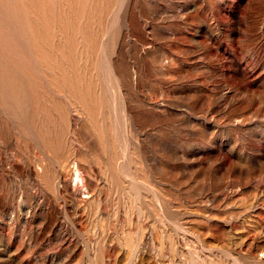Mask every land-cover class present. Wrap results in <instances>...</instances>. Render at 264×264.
Masks as SVG:
<instances>
[{
	"label": "rangeland",
	"instance_id": "rangeland-1",
	"mask_svg": "<svg viewBox=\"0 0 264 264\" xmlns=\"http://www.w3.org/2000/svg\"><path fill=\"white\" fill-rule=\"evenodd\" d=\"M7 1L0 264H264V0Z\"/></svg>",
	"mask_w": 264,
	"mask_h": 264
},
{
	"label": "bare ground",
	"instance_id": "bare-ground-1",
	"mask_svg": "<svg viewBox=\"0 0 264 264\" xmlns=\"http://www.w3.org/2000/svg\"><path fill=\"white\" fill-rule=\"evenodd\" d=\"M166 1V0H165ZM175 2V1H174ZM183 2V1H182ZM187 2V1H186ZM188 3H190L189 2V0H188ZM120 4V3H119ZM180 4V3H179ZM186 4L187 3H185V6H186ZM9 3H8V1L7 0H0V19H1V14L2 13H4L5 11L7 12L8 10H9ZM181 7V6H180ZM194 7V6H193ZM99 8V7H98ZM197 8V7H196ZM156 9V8H155ZM172 9V8H171ZM175 9V8H174ZM181 9H185V8H181ZM187 9V8H186ZM189 9V8H188ZM157 10H158V8H157ZM160 10V9H159ZM170 10V9H169ZM176 10V9H175ZM197 10V9H196ZM162 11V10H161ZM166 11V10H165ZM157 12V11H156ZM155 12V13H156ZM163 12H164V10H163ZM168 12V11H167ZM167 12H166V15H167ZM178 12V11H177ZM181 12V11H180ZM179 12V13H180ZM183 12V11H182ZM181 12V13H182ZM56 13V12H55ZM169 13V12H168ZM196 14H197V12H196ZM195 14V15H196ZM171 15V14H170ZM170 15H168V18L167 19H169V16ZM173 16V15H172ZM198 16V15H197ZM121 17V16H120ZM160 17V16H159ZM174 17V16H173ZM175 17H177V15H175ZM164 18V17H163ZM166 19V18H165ZM166 19V20H167ZM177 21H178V19H177ZM107 22V21H106ZM166 22V21H165ZM123 23V22H122ZM126 23V22H125ZM155 23V22H154ZM126 25H129V24H126ZM195 25H198V24H195ZM153 26V25H152ZM157 26V25H156ZM161 27H163V26H161ZM197 27V26H196ZM159 28V27H158ZM178 28V27H177ZM177 28H173V29H177ZM161 29V28H160ZM169 29V28H168ZM168 29H166L165 28V30H168ZM107 30V29H106ZM124 30V29H123ZM126 30V29H125ZM124 30V31H125ZM130 30V29H129ZM170 30H172V29H170ZM180 30V29H179ZM155 31V30H154ZM154 31H153V33H154ZM156 31H158L157 29H156ZM161 31V30H160ZM159 32V31H158ZM163 32V31H162ZM197 32V31H196ZM212 32V31H211ZM128 33V32H127ZM179 33V32H178ZM183 33V32H182ZM192 33H194V32H192ZM130 34V33H129ZM159 34V33H158ZM167 34V33H166ZM170 34V33H169ZM181 35V34H180ZM179 35V36H180ZM183 36V35H182ZM194 36V35H193ZM126 37L128 38V36L126 35ZM125 37V38H126ZM166 37V36H165ZM0 38L1 39H3V41H4V38L2 37V35H1V33H0ZM106 38H107V36H106ZM122 38V37H121ZM130 38V37H129ZM129 38H128V40H129ZM107 39H109V38H107ZM131 39V38H130ZM163 39V38H162ZM183 39V38H182ZM192 39H193V37H192ZM101 40H103V39H101ZM101 40H100V42H101ZM181 40V39H180ZM121 41V40H120ZM179 41V40H178ZM183 41V40H182ZM103 42V41H102ZM197 42V41H196ZM103 43H107L108 44V42H106V40H105V42H103ZM138 43V42H137ZM176 43H178V42H176ZM198 43V42H197ZM196 43V44H197ZM172 44V43H171ZM179 44V43H178ZM119 45V44H118ZM129 45V44H128ZM180 45V44H179ZM108 46V45H107ZM178 46V45H177ZM194 46V45H193ZM198 46V45H197ZM100 47V46H99ZM155 47V46H154ZM160 47H162V45L160 46ZM182 47V46H181ZM133 48V47H132ZM104 49H106V48H104ZM143 49V48H142ZM169 49V48H168ZM176 49V48H175ZM178 49H180V48H178ZM164 50V49H163ZM162 50V51H163ZM143 51V50H142ZM117 52V51H116ZM157 52V51H156ZM161 52V51H160ZM165 52H166V50H165ZM196 52V51H195ZM106 53V52H105ZM186 53V52H185ZM161 54H162V52H161ZM103 56H104V54H103ZM163 56V55H162ZM170 56V55H169ZM102 57V56H101ZM105 57V56H104ZM193 58V57H192ZM108 59V58H107ZM106 59V60H107ZM112 59V58H111ZM145 59V58H144ZM160 59V58H159ZM165 59V58H164ZM114 60V59H113ZM191 60V59H190ZM166 61V60H165ZM100 62H101V60H100ZM103 62H101V64H102ZM105 63V62H104ZM180 63V62H179ZM112 64H114V63H112ZM105 65V64H104ZM111 65V64H110ZM154 65V64H153ZM109 66V65H108ZM145 66V65H144ZM111 67H112V65H111ZM133 67V66H132ZM156 67V66H155ZM159 67H161V66H159ZM158 67V68H159ZM108 68H110V67H108ZM108 68H107V70H108ZM162 68V67H161ZM164 69H166V68H164ZM163 69V70H164ZM104 70H105V68H104ZM162 69H160V71H161ZM117 71V70H116ZM132 71H134V70H132ZM155 71V70H154ZM43 72H45V71H43ZM100 72H102V70L100 71ZM106 72H108V71H106ZM126 72H127V70H126ZM125 73V72H124ZM62 74V73H61ZM102 74H103V72H102ZM119 74V73H118ZM117 74V75H118ZM128 73H126V75H127ZM137 74V73H136ZM135 74V75H136ZM161 74V73H160ZM167 74V73H166ZM49 75V74H48ZM109 75H110V73H109ZM115 75H116V73H115ZM116 75V76H117ZM132 75V74H131ZM171 75V74H170ZM102 76H105V74L104 75H102ZM107 77H109V76H107ZM112 77V76H111ZM106 78V77H105ZM110 78V77H109ZM128 78V77H127ZM134 78V77H133ZM103 79V78H102ZM107 80H108V78H106ZM105 80V79H104ZM113 80V79H112ZM131 80H132V78H131ZM134 80H135V78H134ZM109 81V80H108ZM108 81H106L105 83H107ZM151 81V80H150ZM133 82H135V81H133ZM136 83V82H135ZM147 83V82H146ZM108 84H109V82H108ZM115 84H116V82H115ZM118 86H120V84H117ZM147 85H149V84H147ZM133 86H135V85H133ZM80 87V86H79ZM122 88V87H121ZM108 89V88H107ZM111 89V88H110ZM136 90V89H135ZM111 91V90H110ZM113 91H114V88H113ZM129 91V90H128ZM165 91V90H164ZM133 92V91H132ZM153 92V91H152ZM121 94H124L123 92H121L120 93V96H121ZM129 95V94H128ZM119 95H118V97H120ZM123 96V95H122ZM122 96L120 97V98H122ZM145 96V95H144ZM127 97H129V96H127ZM124 98H126V97H124ZM124 98L123 99H121V103H122V101H124ZM13 100V99H12ZM90 100V99H89ZM115 100V99H114ZM150 100V99H149ZM118 101V100H117ZM126 102H128V101H126ZM114 103V102H113ZM120 103V102H119ZM120 103V104H121ZM124 103H125V101H124ZM124 103H123V105H124ZM143 103H145L144 101H143ZM118 104V103H117ZM147 104H150V102H147V103H145V105H147ZM64 105V104H63ZM115 105V104H114ZM119 105V104H118ZM123 105H121V106H123ZM126 105V104H125ZM120 106V107H121ZM115 107H116V105H115ZM119 107V106H118ZM125 107V106H124ZM152 107V106H151ZM27 109V108H26ZM75 109V108H74ZM115 109V108H114ZM121 108H119V110H120ZM123 109V108H122ZM124 110V112H125V109H123ZM47 111V110H46ZM120 111H122V110H120ZM127 111V110H126ZM123 111H122V113H121V115L124 113ZM131 113V112H130ZM76 114V113H75ZM78 114H79V112H78ZM77 114V115H78ZM6 116V115H5ZM67 116V115H66ZM95 117V116H94ZM123 117V116H122ZM64 118V117H63ZM127 117H125V119H126ZM131 118V117H130ZM135 121V120H134ZM1 123V122H0ZM9 123V122H8ZM123 123V122H122ZM75 124V123H74ZM123 126V125H122ZM125 126H127L126 124H125ZM124 126V127H125ZM16 127V126H15ZM1 128V127H0ZM9 128V127H8ZM124 129V128H123ZM4 130V129H3ZM124 132H126V131H124ZM127 133V132H126ZM7 135V134H6ZM101 137V136H100ZM124 137H125V135H124ZM97 138V137H96ZM126 138H127V136H126ZM125 138V139H126ZM16 140H18V139H16ZM14 141V140H13ZM87 141H89V140H87ZM34 142V141H33ZM123 142V141H122ZM44 143V142H43ZM90 143V142H89ZM14 145V144H13ZM95 145V144H94ZM125 145H127L126 144V142H125ZM41 146V145H40ZM5 147V146H4ZM94 146H92V148H93ZM125 147V146H124ZM2 148V147H1ZM7 149V148H6ZM22 149V148H21ZM48 149V148H47ZM46 149V150H47ZM126 149V148H125ZM125 149H124V152H125ZM10 152V151H9ZM11 153V152H10ZM98 153V152H97ZM2 154V153H1ZM4 156H5V154H3ZM68 155V154H67ZM97 156H99V155H97ZM18 157V156H17ZM4 158V157H3ZM22 161V160H21ZM77 163V162H76ZM6 165V164H5ZM18 165V164H17ZM84 165V164H83ZM79 167H81V166H79ZM82 168V167H81ZM84 168V167H83ZM0 169H2V168H0ZM76 170H77V168H76ZM122 170V169H121ZM8 171V170H7ZM78 171V170H77ZM34 172V171H33ZM8 173V172H7ZM1 174H3V173H1ZM31 174V173H30ZM34 174V173H33ZM61 176H62V173H61ZM83 176V175H82ZM76 177V176H75ZM63 178V177H62ZM71 178V177H70ZM80 179H81V177H80ZM67 180H68V176H67ZM83 180H84V178H83ZM86 180H88V179H86ZM91 181V180H90ZM64 182V181H63ZM65 182H66V179H65ZM89 183H91V182H89ZM67 185H68V183H67ZM67 185H65V186H67ZM90 185V184H89ZM68 187V186H67ZM91 187V186H90ZM70 189V188H69ZM92 189V188H91ZM76 190V189H75ZM71 191V190H70ZM75 192V191H74ZM62 193V192H61ZM67 194V193H66ZM69 194H71V193H69ZM6 195V194H5ZM69 196V195H68ZM70 198H71V196H70ZM73 198V197H72ZM5 200V199H4ZM72 200V199H71ZM0 201H2V200H0ZM1 202H0V206H1ZM5 205V204H4ZM3 206V205H2ZM8 206H9V203H8ZM1 208V207H0ZM12 208V207H11ZM10 209V208H9ZM2 210H3V208H2ZM1 210V211H2ZM32 210V209H31ZM0 211V212H1ZM5 211V210H4ZM7 212V211H6ZM5 214V213H4ZM3 214V215H4ZM36 216V215H35ZM16 218V217H15ZM9 219V218H8ZM5 221V220H4ZM1 222V221H0ZM6 222V221H5ZM8 222V221H7ZM3 225V224H2ZM6 225V224H5ZM3 227H5V226H3ZM6 227H7V225H6ZM2 230V229H1ZM4 232V231H3ZM6 236V235H5ZM4 236V237H5ZM6 238H7V236H6ZM0 241H3V237H2V235L0 234ZM5 242V241H4ZM3 242V243H4ZM1 245H2V242H1ZM7 246V245H6ZM3 249V248H2ZM6 250V249H5ZM3 256V255H2Z\"/></svg>",
	"mask_w": 264,
	"mask_h": 264
}]
</instances>
